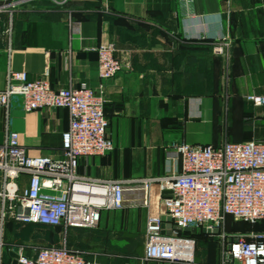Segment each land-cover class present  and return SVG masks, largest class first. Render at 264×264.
I'll return each instance as SVG.
<instances>
[{
	"label": "crops",
	"instance_id": "obj_1",
	"mask_svg": "<svg viewBox=\"0 0 264 264\" xmlns=\"http://www.w3.org/2000/svg\"><path fill=\"white\" fill-rule=\"evenodd\" d=\"M9 1L0 0V90L13 71L45 74L55 90L84 84L102 91L113 149L80 158L79 176L156 178L179 169L172 143L264 142V106L246 100L264 95V0H24L4 8ZM69 19L79 23L78 36L69 38ZM105 42L115 44L122 69L101 81L96 48ZM68 124L63 108L24 112L13 99L0 108V145L10 130L27 156L57 158ZM17 185L26 188L28 176ZM105 212L104 229L139 224L144 238V208ZM102 244L83 251L99 264H181L142 262L143 245L132 253ZM12 248L0 250V264H11Z\"/></svg>",
	"mask_w": 264,
	"mask_h": 264
},
{
	"label": "built area",
	"instance_id": "obj_2",
	"mask_svg": "<svg viewBox=\"0 0 264 264\" xmlns=\"http://www.w3.org/2000/svg\"><path fill=\"white\" fill-rule=\"evenodd\" d=\"M22 2L10 0L4 8L15 9ZM67 29L69 38L79 35L78 22L69 19ZM115 50L113 42L96 48L101 81L122 69ZM215 52L224 54L221 47ZM13 99L24 112L63 108L69 124L61 134L57 158L27 156L18 134L7 131L0 145V225L10 220L94 230L103 211L138 206L146 211L142 262L193 264L195 241L175 228H194L224 241L219 264H264V233L226 229L227 218L249 224L264 220V142L172 143L178 170L156 178L92 180L77 174L79 159L113 149L100 88L80 84L55 90L45 74L28 78L25 72L9 71L0 90V108H8ZM246 100L253 107L264 106V95H249ZM22 174L28 176V185L20 190L17 179ZM11 250L17 264H99L66 244L34 248V257L24 255L23 246Z\"/></svg>",
	"mask_w": 264,
	"mask_h": 264
},
{
	"label": "rangeland",
	"instance_id": "obj_3",
	"mask_svg": "<svg viewBox=\"0 0 264 264\" xmlns=\"http://www.w3.org/2000/svg\"><path fill=\"white\" fill-rule=\"evenodd\" d=\"M119 211V210H117ZM111 215L116 211H108ZM105 212V213H108ZM106 228V224L101 218L99 228L94 230L71 229V247L78 250H92L96 246L106 243H118L115 250H142L143 227L141 225H131L129 227L119 226L117 222ZM70 230V229H68ZM68 230L63 228H47L38 225H21L14 222L0 225V250H7L15 246H23L24 250H33L43 246H61L65 240ZM196 264H213L220 262V250L224 241L219 237H204L200 233L194 236ZM102 244V245H101ZM68 245V246H69ZM129 251V252H130Z\"/></svg>",
	"mask_w": 264,
	"mask_h": 264
},
{
	"label": "trees",
	"instance_id": "obj_4",
	"mask_svg": "<svg viewBox=\"0 0 264 264\" xmlns=\"http://www.w3.org/2000/svg\"><path fill=\"white\" fill-rule=\"evenodd\" d=\"M7 222H14V221L9 220V221H6L5 223H7ZM15 223H17V222H15ZM18 224H21V223H18ZM21 225H36V224H21ZM38 226H41V225H38ZM42 227L61 228V227H50V226H42ZM69 229H80V228H69ZM226 229L228 232H250V231H256V230L261 231L264 229V220L259 222V223H256V224H249V223L243 222V221L235 222L231 218H227ZM82 230H85V229H82ZM68 232H69V230L67 231V234H65V239L68 237ZM197 233H200L201 236L208 237L205 234H203L202 232H193V233L182 232L181 235L194 238V236ZM210 238H212V237H210Z\"/></svg>",
	"mask_w": 264,
	"mask_h": 264
},
{
	"label": "water",
	"instance_id": "obj_5",
	"mask_svg": "<svg viewBox=\"0 0 264 264\" xmlns=\"http://www.w3.org/2000/svg\"><path fill=\"white\" fill-rule=\"evenodd\" d=\"M166 221L167 222H169L170 221V219L169 218H166ZM177 231H183V232H190V233H193V232H196V230L194 229V228H184V229H180V228H175ZM205 231L204 230H202V233H204ZM213 233L214 234H217V230H214L213 231ZM11 257H12V262H11V264H17L16 263V256H15V254L14 253H12L11 254Z\"/></svg>",
	"mask_w": 264,
	"mask_h": 264
}]
</instances>
